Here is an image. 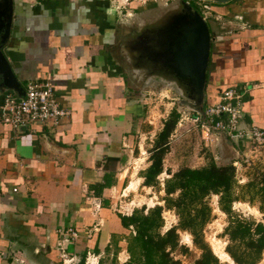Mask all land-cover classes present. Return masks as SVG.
<instances>
[{"label":"crops","instance_id":"1","mask_svg":"<svg viewBox=\"0 0 264 264\" xmlns=\"http://www.w3.org/2000/svg\"><path fill=\"white\" fill-rule=\"evenodd\" d=\"M11 1L1 52L19 88L48 81L70 113L57 127L0 124V264H61L62 253L72 264L88 263L90 255L93 264H103V254L113 257L107 264H125L127 256H113V241L118 249L127 231L109 207V189L99 197L88 189L119 166L146 112L145 91L132 95L112 64L116 28L123 24L109 0ZM210 20L221 32L216 38L210 32L203 108L227 88L244 92L237 128L264 133V0L213 5ZM6 94L19 98L0 80V107ZM107 158L118 161L109 166ZM69 228L76 239L63 238Z\"/></svg>","mask_w":264,"mask_h":264},{"label":"trees","instance_id":"2","mask_svg":"<svg viewBox=\"0 0 264 264\" xmlns=\"http://www.w3.org/2000/svg\"><path fill=\"white\" fill-rule=\"evenodd\" d=\"M179 117L174 109L167 114L147 150L148 165L138 173L141 188L161 192L158 203L149 208L144 205L134 208L128 215L117 214L121 228L128 232L122 237L126 264H179L170 255L175 251L180 255L187 253V248L179 244V233H186L191 245L199 252L191 264H222L204 240V230L214 219L209 204L211 196L216 197V209L225 217L221 233L226 240L224 252L233 264H257L264 253V225L240 216L231 208L233 203L243 202L264 214V171L237 186L233 166L216 165L209 158L200 168L180 167L173 173L165 170L168 177L159 182L158 177L164 172L163 159L168 153L169 138ZM107 161L112 166L118 159L107 158ZM112 179L113 174L106 172L101 183L88 189L99 197L103 189L114 186ZM106 205L107 202H102L103 207ZM163 212L171 213L175 223L162 233ZM113 244L114 256L118 250L116 241Z\"/></svg>","mask_w":264,"mask_h":264},{"label":"rangeland","instance_id":"3","mask_svg":"<svg viewBox=\"0 0 264 264\" xmlns=\"http://www.w3.org/2000/svg\"><path fill=\"white\" fill-rule=\"evenodd\" d=\"M188 1L195 4L199 10H201V5H206L208 7L214 5L205 0ZM109 3L120 25L127 23L128 20L132 21L133 18V20L140 18L139 14L137 16L134 15V8L140 11V9L152 4L164 10L165 8L173 7L177 4V0H109ZM204 22L209 33L211 32L213 38H216V35L221 32V30H219L221 29V25L212 22L210 18H204ZM218 31L219 33H217ZM113 56L114 61H112V64L124 70L122 73L125 74L127 79L126 82H128L127 85L132 95H136L139 92L143 94L145 91V97L147 98L145 106L146 112H144L140 120L137 133L134 132L132 135V137H134L133 140L129 143L126 142L124 148H122L123 151L121 153L119 166L118 163H116L113 167H110L113 171L109 170L113 175H116L115 184L108 190L107 197L109 207L113 209L115 214L128 215L134 208H139L142 205H144L145 208H149L158 203V197L161 196V192L155 193L150 189L141 188L139 186L141 180L138 178V173L148 165L147 150L151 147L155 135L160 130L161 123L172 109L176 110L181 118L179 117L180 121L178 120V124H176L174 131L170 135L168 153L163 159L164 173L158 177L159 182H162L163 179L168 177L165 170L173 173L180 167L200 168L207 163L209 158H212L216 165H229L232 161L238 160L240 165L237 167L236 172V178L239 180V183L236 184L237 186H242L246 180L251 178L255 173L264 171V145L255 147L250 142L247 144L240 143L239 146L234 147L240 156V159H236L231 152L219 145V141L215 139L212 140L210 134L203 132L199 125L187 120V118L192 115L186 110L192 107L191 103L179 97V95L172 90V88L166 86L163 81L152 80L150 83L147 82L146 86L143 85L135 76L133 77L129 74L127 62H118L114 52ZM206 102L207 100L205 99L203 105H206ZM222 118H224L225 121V117ZM243 155L246 159H244L245 157H243ZM118 179L120 181H118ZM130 184H134V190L125 193V189ZM209 204L213 210L212 214L214 219L204 230V240L212 253L218 257L217 260L220 263L233 264L228 255L224 252L226 240L225 237L221 235L223 227L225 226V217L216 209V197L211 196L209 198ZM231 209L246 219H251L264 225V214L259 213L255 206H250L243 202H235ZM162 216L164 219V227L161 232L163 233L165 229H168L175 223V218L169 212H163ZM126 234H128V232ZM178 235L179 244L187 248V253L186 255H180L175 251L170 255L174 260L179 261V264H191L198 258L199 252L191 245L190 238L186 233H179ZM124 248L125 243L121 242L120 247L117 249L118 252L115 254V257L119 260H123V258L127 256ZM109 250H111V248ZM221 253L224 254L223 257H221ZM101 257L103 264L112 262L111 260L113 257L110 254H103ZM67 258L65 255L64 259ZM115 262L116 264L119 263L117 260ZM82 264H84V260ZM257 264H264V253Z\"/></svg>","mask_w":264,"mask_h":264},{"label":"water","instance_id":"4","mask_svg":"<svg viewBox=\"0 0 264 264\" xmlns=\"http://www.w3.org/2000/svg\"><path fill=\"white\" fill-rule=\"evenodd\" d=\"M211 4L224 5L235 0H205ZM179 11L168 22L164 48L158 58L148 61H133L135 68L151 67L160 72V81L174 90L179 97L192 104L186 110L192 115H201L206 85V68L209 58L211 36L202 16L192 10L183 0L175 4ZM175 6V7H176ZM12 1L0 0V80L1 86L23 96L9 64L1 52L5 45L11 24ZM159 59V60H157ZM21 127V126H20ZM18 127V128H20ZM218 143L240 159L239 154L226 137L218 133Z\"/></svg>","mask_w":264,"mask_h":264},{"label":"built area","instance_id":"5","mask_svg":"<svg viewBox=\"0 0 264 264\" xmlns=\"http://www.w3.org/2000/svg\"><path fill=\"white\" fill-rule=\"evenodd\" d=\"M200 7L202 18H210V7L206 5H201ZM243 93L227 88L221 92L216 104L204 107L201 115H191L187 120L199 125L205 133L223 134L234 147L236 144L245 141L250 142L255 147H261L264 145L263 132L256 127H251L247 130H239L237 128V123L241 118V98ZM69 113L68 110L62 109L58 105L54 97L53 87L48 81H31L25 85L22 97L16 99L9 94L3 97L0 107V124L11 128H18L31 123H45L52 127H57L62 119L68 117ZM222 117H225L223 122L220 120ZM243 157L245 156L243 155ZM230 164L235 170L236 178L237 167L240 165L239 161L234 160ZM236 182L239 183L237 178ZM95 208L97 210L98 206L96 205ZM62 236L63 238L74 240L77 234L69 228L63 232ZM64 257L65 254H60L61 264L70 263ZM86 260H88V263L85 264H93L92 261L95 259L90 255L86 257Z\"/></svg>","mask_w":264,"mask_h":264},{"label":"flooded vegetation","instance_id":"6","mask_svg":"<svg viewBox=\"0 0 264 264\" xmlns=\"http://www.w3.org/2000/svg\"><path fill=\"white\" fill-rule=\"evenodd\" d=\"M185 2L192 10L201 15L195 4L190 3L188 0ZM175 6L164 10L152 4L140 9V11L134 8V15L139 14L140 18L135 20L133 18L132 21L128 20L127 23L116 28L115 44L113 45L116 59H118V62H127L129 74L135 76L145 86L147 82L160 80V72L145 66L135 68L133 61H148L153 56L158 58L164 48L165 35L169 32L167 27L169 19L175 13H179V11H176L178 7ZM119 71L122 75H125L122 73L124 70L120 68Z\"/></svg>","mask_w":264,"mask_h":264},{"label":"bare ground","instance_id":"7","mask_svg":"<svg viewBox=\"0 0 264 264\" xmlns=\"http://www.w3.org/2000/svg\"><path fill=\"white\" fill-rule=\"evenodd\" d=\"M133 185V186H132ZM134 184H130L127 188H126V190L128 191V192H130V191H133L134 189ZM224 256V254L223 253H221V257H223Z\"/></svg>","mask_w":264,"mask_h":264}]
</instances>
